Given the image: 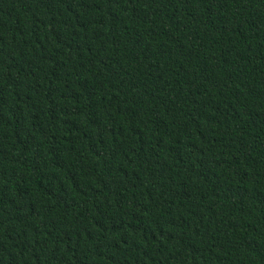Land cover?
<instances>
[{"label":"trees","instance_id":"1","mask_svg":"<svg viewBox=\"0 0 264 264\" xmlns=\"http://www.w3.org/2000/svg\"><path fill=\"white\" fill-rule=\"evenodd\" d=\"M0 264H264V0H0Z\"/></svg>","mask_w":264,"mask_h":264}]
</instances>
